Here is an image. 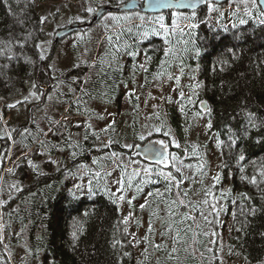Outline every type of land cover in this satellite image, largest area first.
<instances>
[{"label":"trees","instance_id":"16d2710c","mask_svg":"<svg viewBox=\"0 0 264 264\" xmlns=\"http://www.w3.org/2000/svg\"><path fill=\"white\" fill-rule=\"evenodd\" d=\"M211 3L219 8L225 6L215 1ZM206 8L196 12L195 17L191 11L184 17L165 13L161 23L169 26L163 27L148 23H159L156 14L119 21L121 24L140 20L130 24V37L132 41L155 43L147 47L148 56L173 57L172 50H180L175 57L186 68L183 72L186 82L177 84L187 90H202L204 94L166 98L155 107L159 109L155 122L161 127V133H157L150 119L152 114H148L149 120L144 127H149L152 135L144 140L140 139L143 132L141 118L138 120L133 116L138 113L140 117L141 98L129 96L132 112H122L133 116L129 125L121 127L115 122L103 130L87 132L77 147L69 150L67 159L55 164L51 161L40 164L35 161L42 156L37 148L46 146L47 149L48 143L52 142L53 151L56 147L59 151L63 145L62 134H56V130L64 123L57 124L58 119L51 122L53 137L49 140L45 131L34 129L36 120H32L33 109L50 98L56 102V95L50 97L49 94L60 92L55 88L58 78L52 76L49 56L42 50L45 21L35 0H0V100L12 102L30 86H42L47 76L54 78V89L46 90L42 101L28 106V120L19 121L15 115L6 125L0 121V138L6 140L4 157L12 148L10 134L15 142L12 157L24 154L10 170H4V159L0 163V179L3 178L0 182V264H229L231 261L264 264V24L257 19L264 20V17L260 16L261 8L238 7L216 15L208 14ZM242 19L246 23L241 24ZM185 21H191V26L172 27ZM175 41L187 44L174 46ZM155 51L157 53H153ZM196 64L200 71L198 79H195ZM87 70L85 65L68 70L71 71L68 76L78 75L68 83L69 87H74L75 93L102 99L89 90L97 71L89 75ZM86 76L88 80L82 86ZM157 85H163V80L160 79ZM74 99L75 95L68 96V111L81 110L88 114ZM121 99L117 97L118 104ZM204 103H207V109H204ZM9 106L12 110L16 104ZM3 114L8 116L10 112L5 108ZM198 123L208 125L210 134L204 141ZM168 129L184 146L173 145L172 150L185 166H194L204 160L206 146L210 142L215 145L219 142L222 170L233 173V192L224 191L220 182L193 190L189 181L185 186L182 170L176 166L162 173L159 165L154 164L149 174L143 173L153 182L122 171L125 197L131 187V175L138 188L146 185L154 189L157 182L162 181L165 202L175 197V221L171 220L162 230L163 239L158 246L154 239L146 240L149 248L143 251L145 258L137 260L135 244L118 202L119 193L105 178L86 176L83 180L86 179L89 189L92 185V191L82 196L72 194L69 185L80 164L96 166L103 171L111 167L114 160H121L125 153H130L136 144L166 136ZM106 137L111 145L101 146V140ZM127 142L132 143V148L125 147ZM186 150L190 152L189 157ZM193 169L197 174L201 171L196 166ZM64 175L68 181H63ZM207 189L211 193H206ZM205 195L208 196L207 204L203 205L200 198ZM151 197L155 199L154 194ZM219 197L225 200L224 206L218 202ZM199 206L211 213V219L202 217ZM227 211H232L233 215L230 226L225 220ZM227 226L229 235L222 238L220 227L226 229ZM154 227H151V234L155 235ZM209 227L216 230L215 239H210Z\"/></svg>","mask_w":264,"mask_h":264},{"label":"rangeland","instance_id":"374dc122","mask_svg":"<svg viewBox=\"0 0 264 264\" xmlns=\"http://www.w3.org/2000/svg\"><path fill=\"white\" fill-rule=\"evenodd\" d=\"M35 1L45 21V37L42 44V50L44 55L49 56L50 65L53 70L52 76L58 78L55 82V88H57L60 92H50L49 94L50 97H52L53 94L56 95V97L58 98L56 102L54 101V99L50 98L40 107H36L35 109H33L32 120H34V118L36 120L34 129L45 131L46 135H48L46 137H48L49 140H52L53 136H51L50 134V128H52L51 122L56 121L57 119V124L61 121L64 122L59 126L60 130H56V134H62L63 137H60L62 139L63 145L61 146V148H59V151H57L58 147L54 148L55 152L53 151V146L51 144L52 142L48 143L47 149H45L46 146H39L37 148V151L39 152V154H42V156L38 157V159L35 160L36 163L43 164L45 161H51L55 164L58 162H62L64 159H67L69 157V150L71 148L73 149L77 147L78 142L83 140V137H85L84 135L87 132L94 133L95 131H97V129L103 130L111 126L115 122L119 123L120 126L129 125L133 116H135L138 120L139 118H141L140 122L143 128L142 136H144L145 139L152 135L150 128L147 126L144 127L146 121L149 120L148 114H152V117H150V119L151 121H153L156 129H161L160 126H156L155 117L159 113V109H155V107H157L161 103H164L166 101V98H171L173 95L171 96L167 94V96L165 94L168 92H173L175 87H172L170 85H161V88L166 89V92L163 95H152L151 93H147L145 95L137 96L141 98V100H139V103L141 104L139 113L140 117L138 116V113L130 117V113L128 115L122 114V112H125L126 110L132 112V106L130 105L128 97H122L121 104H118L117 97L114 96H102L103 98L99 99L90 98L89 95L85 93L81 94V92L78 91H76L75 93L74 91H72V88L74 87H69L68 83H71L73 80L77 79V73H73L68 77L66 76L71 72L68 70L82 65H85L88 68L87 74L93 75V73L100 68L103 61H108L107 53L111 41V37L107 35L108 30L113 25L119 24L120 19H126L129 17L139 18L141 15L140 11L130 12L110 10L106 14H104V16L92 27L76 30L74 33L66 37H62L57 42H55L56 35L61 28L77 21H86L95 14L93 12L87 11L88 8H96L98 6L101 7L103 5L111 4L112 2L118 3V0ZM126 1L127 0H124V2ZM212 5V10H209L208 6L205 9L210 15H216L223 10H234L238 7H243L248 10L253 9L252 0H247V2H245V0H230L222 4L225 5L223 8L217 7L216 5H214V3H212ZM109 13L113 14V16L117 17V19H113L111 17L106 19L105 17H108ZM185 13L186 12H180V10L172 12V14H174V16L176 17L189 16ZM160 17H166L165 13L159 14L156 18V21L159 22L157 24L165 26L166 24L161 23L162 21ZM191 24V21L177 23L175 24V29L187 28L188 26H191ZM66 79L67 84H65ZM46 90L47 89L44 86L37 88L33 85L29 87V90L27 92H24L21 96H19L12 102L4 103L2 100H0V111L6 121V124L15 115L18 116L19 121L24 122V120H28V117L30 115V113L28 112L30 107L28 106H30V104L32 103H38L42 101L44 95L46 94ZM69 95H75V99L73 101L78 100L76 102V105L82 107V109L85 108V111L89 115L83 113L81 110H75L71 112L68 111L69 105H67L66 103L68 101L67 99ZM144 97L145 99H143ZM58 101L59 103L56 104ZM6 104H16V106L12 110H10V106ZM20 104H22V106H19ZM5 108L10 112L8 116H5L3 114ZM15 123H17L16 120ZM198 126L201 128V134L203 136L202 140L204 141L207 139V137L209 138L210 132H208V125L206 123H198ZM7 131L9 134L11 133L10 129H7ZM61 131H63L64 133H61ZM157 133H161V130L157 131ZM159 138L162 141L170 142L172 146L179 145L180 147L184 148L183 144L178 141L176 135H173V132H171L169 129L167 130L166 136L157 138L155 137V139ZM10 140L12 144L10 152L6 155V157H4L5 150H3L0 155V163H2L4 159V170L12 169L16 162L18 160H21L24 156V154H20L16 158L12 157V151L13 147H15V142L13 137H11V134ZM100 144L101 146H109L111 145V141L106 137L101 140ZM124 145L125 147L126 145H128V147L126 148H130L132 146V143L127 142ZM133 151L134 148L130 151V153H125L126 155L122 157L121 160H114L111 167H109L108 169L106 168L103 171H100V169H98L96 166L93 167L86 163L80 164L73 174V176H75V179L69 185V188L71 193L75 196H82L85 195L84 193H89L90 191H92V185H90L91 189H89V185L85 181L86 179L83 180L86 176L92 179L105 178L106 182L113 188V190L119 193L118 202L121 206V209H123L122 211L128 231L130 232L135 244L136 258L137 260L138 258L140 260H144L145 255L143 254V251L149 248L146 240L154 239V243L158 246L163 239L160 235L162 230L166 227V225H168V223H171V220L175 221L173 217L175 215V197H173V199H171V201L169 202L164 201V184L162 183V181H159L160 183L157 182V187H155L154 189H152V186L146 187V185H142L138 188V186L135 185L134 176H137L141 180L148 179V181L151 180L153 182L152 178H149V176L147 175L144 176L143 173L149 174V172L151 171L150 169L153 168L154 164L148 163L140 156L132 155ZM113 153L115 154V152ZM185 154L187 157L190 156V152L187 150ZM32 159L33 156L31 160ZM197 164H199V167L197 166ZM197 164H195L194 166L201 170L198 174L195 172V169H193L194 166L192 164H189V166H185L184 161L178 159V154L175 153V150H171L167 162L157 165H159L158 167L160 168V171L162 173L170 171L171 169L175 168V166L181 168L182 174L184 175L183 182L185 183V186L188 183L187 181H189V186L193 190H197L201 187L206 186H214L216 183L220 182L223 184L222 189L224 191L233 192V173H224V170H222L223 156L220 150L219 142H217L216 145L210 142L205 149V159H201ZM122 171L130 172L134 175L130 176L131 187L128 189L129 193H127L126 197L124 196L126 186L121 177ZM2 179L3 178L0 179V182H2ZM63 181H68L65 175L63 176ZM173 182L175 184V181ZM142 191L145 192L142 193L141 197H138V194ZM208 192L211 193V190L207 189L206 193ZM151 194H154L155 199L151 197ZM193 194L195 195L196 192L194 191ZM228 196L226 197V204H228ZM120 197H123V199H121ZM207 198L208 196L206 195L203 198L201 197L200 202L203 203V205L207 204ZM218 202L221 206H224L225 204V200L220 197L218 198ZM141 205H144V207L142 208ZM215 207L218 208L219 204ZM199 208L201 214H203V218L207 220L211 219L210 212L202 209L200 206ZM229 212L230 213H228L227 211V218L225 219L228 226H230V220L232 221L233 219L232 211ZM191 215L194 216L195 212L192 211ZM223 221L224 217L220 220L221 226ZM154 225L155 235L151 234V227H153ZM228 226L226 227V229H222V227H220V234L222 238L229 235L230 229L228 228ZM207 233L210 235V239H215L217 236L216 230L210 227L207 228ZM229 264L247 263L231 261L229 262Z\"/></svg>","mask_w":264,"mask_h":264},{"label":"flooded vegetation","instance_id":"af4514ba","mask_svg":"<svg viewBox=\"0 0 264 264\" xmlns=\"http://www.w3.org/2000/svg\"><path fill=\"white\" fill-rule=\"evenodd\" d=\"M109 5L113 6L111 4H107L103 6H109ZM205 7H207V5ZM176 10L177 9H173L162 13H169ZM133 11H140V14L143 16H145L146 14H152V15L162 14V13H146L139 9ZM201 11L202 8L196 10L195 12L200 13ZM96 13L86 21L74 22L72 24H69L61 28L60 30L70 27L77 23L88 24L93 21ZM104 14L98 20H96L92 25H87L86 27H83L81 29L92 27L104 16ZM136 21L138 22L140 20L134 19L118 25H113L108 30L107 35L111 37L109 50L107 53L108 61L102 62L100 68L98 69L101 70V73L98 74V70H97V74L91 80V85L89 87V90L91 91L93 90V92L96 93V95L114 96V97L141 96L147 93H151L152 95H160V94L163 95L165 94L166 89H163L161 87L170 85L172 87H175V89L173 90V92H168L165 95L204 94L205 92L202 90L199 89L187 90L185 88L179 87V85L177 84L180 81L186 82V78L183 77V72L184 70H186V68L180 65L179 63L180 61L178 60V58L175 57V53L181 52L180 50L179 51L175 49L172 50L171 53L173 57L154 58L153 56H148V48H147L149 45H155L154 42H148L147 40H140V41L131 40L129 26L131 23H134ZM148 23L158 25L159 27H163L160 24H157V22L155 21H150ZM165 26H169V25H165ZM172 27L175 28V24H173ZM76 30L79 29H75L74 31L67 33L63 37H66L74 33ZM122 30L124 31L121 33ZM55 42H57L56 38H55ZM156 44L161 45L162 43L157 42ZM173 44L174 46H178V45H186L187 43L175 41L173 42ZM153 53H157V51ZM165 64H173L174 66H166ZM197 66L198 65L196 64L194 70L196 71V78L198 79L200 77V71ZM66 76L68 77V75ZM160 79L163 80V85L161 87L157 85ZM53 80L54 78H52L51 75L47 76V81L44 82L42 86H44L47 90L54 89V84L52 83ZM87 80H88L87 76L82 79V86H84ZM65 84H67V79L65 81ZM163 142H165L168 145L169 151L171 152L172 150L171 143L166 141ZM132 155L140 156L139 154H135L134 151L132 152ZM150 164H154V163H150ZM158 164H162V163H158Z\"/></svg>","mask_w":264,"mask_h":264},{"label":"water","instance_id":"95a60500","mask_svg":"<svg viewBox=\"0 0 264 264\" xmlns=\"http://www.w3.org/2000/svg\"><path fill=\"white\" fill-rule=\"evenodd\" d=\"M210 1L217 2V0H210ZM228 1L230 0H219V2L217 3L223 4ZM193 2L194 0H181V4L177 5V0H159V3L157 2V0H127L126 2H124L123 6H103V7H100V11L96 13L92 22L88 24L77 23L70 27L62 29L58 32L56 36V40L58 41L61 37H63L69 32L74 31L75 29H81L83 27H86L87 25H92L96 20H98L104 13H106L109 10L132 11V10L139 9L146 13H162V12L170 11L173 9H178L180 11H196L206 6V4L204 3L197 4L194 9L183 6L186 3H193ZM259 2L261 4L262 11H264V0H259ZM165 3L171 4L172 7H164L163 4ZM207 108H208L207 103H204V109H207ZM158 141H162V140L151 139L145 142L144 144H138L134 148L135 149L134 153L139 154L143 159L149 162L162 163V162H159V158L156 153L149 151L150 146L160 147V145L157 143ZM164 144L167 145L165 142ZM5 145H6V140H3L0 138V154L2 153ZM165 155L169 158L168 145H167V152L165 153Z\"/></svg>","mask_w":264,"mask_h":264},{"label":"snow or ice","instance_id":"6c2138e0","mask_svg":"<svg viewBox=\"0 0 264 264\" xmlns=\"http://www.w3.org/2000/svg\"><path fill=\"white\" fill-rule=\"evenodd\" d=\"M157 2L159 3V0H157ZM217 2H219V0H217ZM245 2H247V0H245ZM199 3L206 4L208 6L209 10H212V8H213V5L210 2V0H194L193 3H186L183 6L194 9L196 7V5ZM180 4H181V0H177V5H180ZM123 5H124V0H118V6H123ZM163 6L164 7H172V5L168 4V3L163 4ZM252 6H253V8L259 9L261 7V4H260L259 0H252ZM87 11L96 13V12L100 11V7L99 6L96 8L90 7L87 9ZM178 15H179V13H178ZM191 15H192V17H195L196 12L192 11ZM260 16L264 17V11L260 12ZM109 17H111L113 19H117V17L113 16V14H111V13H109L108 17H105V18L107 19ZM160 19H163V17H160ZM240 23L244 24V23H246V21L242 19V20H240ZM260 23L264 24V20H261ZM192 26L195 27V25H192ZM233 27H235V25H233ZM209 127H211V125H209ZM160 130L161 129H159V128L156 129V131H160ZM140 139L144 140L145 137L141 136ZM157 143L160 145V147L150 146L149 151H152V152L157 154V156L159 158V162L166 163L168 160V157L165 155V153L167 152V145H165L163 141H158ZM126 147H128V145H126ZM177 147H179V145H177ZM241 159H243V157H241ZM120 198L123 199V197H120ZM141 207L143 208L144 205H141ZM73 235L75 236V232L73 233Z\"/></svg>","mask_w":264,"mask_h":264},{"label":"bare ground","instance_id":"6f19581e","mask_svg":"<svg viewBox=\"0 0 264 264\" xmlns=\"http://www.w3.org/2000/svg\"><path fill=\"white\" fill-rule=\"evenodd\" d=\"M144 144V143H143Z\"/></svg>","mask_w":264,"mask_h":264}]
</instances>
